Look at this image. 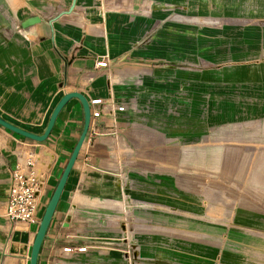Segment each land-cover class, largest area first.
I'll list each match as a JSON object with an SVG mask.
<instances>
[{
	"label": "rangeland",
	"instance_id": "obj_1",
	"mask_svg": "<svg viewBox=\"0 0 264 264\" xmlns=\"http://www.w3.org/2000/svg\"><path fill=\"white\" fill-rule=\"evenodd\" d=\"M125 3L129 8L111 9L108 15L111 23H119L123 12L134 17H146L143 12H147V16H155L157 20L149 17L136 20L138 27L142 24L139 39L145 45L143 64L125 69L115 59L104 74L106 89L127 100V110L121 119L124 124L104 135L105 141L99 144L101 152L92 148L93 142L81 143L84 152L72 166V173L82 172L86 176L98 173L96 183L103 184L105 177L106 185L124 191L128 199L152 205L149 208L130 205L127 212L99 214L97 222L106 230V244L90 240V249L105 251L106 264H264V173L258 171L264 164L255 163V157L264 155V120L257 125L245 121L241 126L215 123L211 117L212 101L208 100L204 108L203 100L194 97L197 94L180 92V87L166 88L165 68L168 63L182 59L196 63L197 68L179 70L197 73L199 57L207 70H215L225 59H247L249 17L264 15V3L254 0H126ZM113 35H118V31H113ZM146 68L151 71V79L155 68L164 73L160 74L163 81L153 78L154 88L139 85L138 72ZM124 71L130 74L124 76ZM114 73L116 78L109 81L108 77ZM184 95L192 97L187 100ZM132 120L151 130L152 137L161 141L137 147L126 133ZM120 140L130 149L124 148ZM0 145L19 151L1 131ZM233 147H239L244 155L222 161L223 156L231 155ZM121 171L125 172V180L119 176ZM55 182L49 179L46 193ZM252 183L257 187L252 188ZM22 251L27 253V247ZM9 262L19 264L16 258ZM6 263L2 254L0 264Z\"/></svg>",
	"mask_w": 264,
	"mask_h": 264
},
{
	"label": "crops",
	"instance_id": "obj_2",
	"mask_svg": "<svg viewBox=\"0 0 264 264\" xmlns=\"http://www.w3.org/2000/svg\"><path fill=\"white\" fill-rule=\"evenodd\" d=\"M125 1L75 0L72 9L64 12L71 0H0V115L25 129L41 132L49 111L64 91L77 90L89 96L111 94L117 100L120 99L106 89L104 75L106 70L95 73L91 79H86L85 72L91 68L94 58L97 57L107 59L109 65L111 61L117 59L125 69L133 64H143L145 45L139 39L142 35V24L138 27L136 20L149 17L152 21H156L157 18L152 15L147 16V12H143L146 17L142 15L134 17L123 12L120 14L119 23H111L112 18L108 19L111 9L129 8ZM254 3H264V0H254ZM32 15H37L39 20L22 26V20ZM249 18L251 19L247 25V51L250 54L247 59L239 60V57H235V60L225 59L215 66V70H207V67H202L204 63L201 61L202 57H199L200 68L197 73L191 70H179V68H197L196 63L182 59L168 63L166 65L168 67H165L168 80L166 88L176 90L180 87V92L197 94L194 97L199 101L203 100L204 108L208 100L212 101L211 105L213 104L214 108L211 109V117L215 123H221L220 125L230 123L241 126L240 124L245 121L257 125L264 120V15L257 13ZM107 21L109 24L106 25ZM115 30L118 31V35H113ZM159 65L157 68H160ZM157 68L153 72L152 79L149 68L139 70L137 75L139 85L149 89L155 86L153 80L163 81L164 77H160L163 71L160 73ZM123 74L125 76L130 73L124 71ZM110 78H116V74L110 75L109 81ZM184 96L187 100L192 97V95ZM199 111L201 112V108ZM124 115L125 113L120 115L117 122L122 123L121 119ZM199 116L203 115L199 113ZM81 121L80 103L77 98L72 97L60 108L50 132L44 139L50 147L47 152L42 151L40 162L52 160L51 158L56 156L49 177L54 179V182L75 142ZM139 126L142 127L138 121L132 120L131 126L126 130L131 142L137 147L161 141L152 137L151 130ZM262 128L264 131V126ZM17 137L24 138L21 135ZM8 139L18 147L12 138L8 137ZM120 141L124 148L130 149L124 140ZM92 148L97 152L102 151L99 144H93ZM238 148L233 147L231 155L223 156L222 161L227 159L230 161L238 154L244 155ZM82 151L84 152V149L80 147L75 161L81 160ZM213 154V157L216 156L215 151ZM14 158L12 150L0 145V199L4 195L8 170ZM255 158H257L256 164H264V155ZM258 168H260L259 172L264 173V166ZM99 178L98 173L90 176L82 172L79 175L72 173L71 167L42 237L37 264H46L49 244L61 243L62 237L70 236L88 242L92 240L94 243L106 244V230H102L104 226L97 222L99 214L114 215L116 211L127 212V207L130 205L140 208L151 207L152 204L143 200L128 199L127 194L116 190V187L115 190L112 189L111 186L106 185L105 177L102 178L104 181H101L103 184L96 183ZM251 187L257 186L252 183ZM52 188H49L48 193L46 188L37 210V221ZM36 224L25 231L14 230L4 245L3 233L0 231V244L4 246L3 252L0 251V257L3 254V261L7 260L6 264H10L9 260L13 258L18 259L19 264H27L28 258L25 256L28 257ZM86 228L98 231L83 230ZM18 237H21V241L27 245L28 252L6 255V246ZM68 262V264H106V252L102 250L93 252L88 244L85 253L71 255Z\"/></svg>",
	"mask_w": 264,
	"mask_h": 264
},
{
	"label": "built area",
	"instance_id": "obj_3",
	"mask_svg": "<svg viewBox=\"0 0 264 264\" xmlns=\"http://www.w3.org/2000/svg\"><path fill=\"white\" fill-rule=\"evenodd\" d=\"M108 68L107 59L94 58L91 68L85 72L86 78H92L95 73ZM85 97L88 103L89 121L82 143L100 144L105 141L103 137H106L104 136L106 133H113L115 127L124 124L117 121L127 109V100H117L111 94L85 95ZM0 131L12 138L19 148L16 152L12 150L15 160L8 170L6 189L0 199V231L3 233L2 244L4 245L14 230L25 231L37 223V210L45 194L56 156L53 154L52 160L40 162L42 151L47 152L50 147L44 140L18 138V134L10 132L1 125ZM123 174L125 172H119L120 178L125 180ZM2 244H0L1 252L4 250ZM87 250L88 241L70 236L62 237L61 243L49 244L46 264H68V258L71 255L85 253ZM25 258L28 257L25 256Z\"/></svg>",
	"mask_w": 264,
	"mask_h": 264
},
{
	"label": "water",
	"instance_id": "obj_4",
	"mask_svg": "<svg viewBox=\"0 0 264 264\" xmlns=\"http://www.w3.org/2000/svg\"><path fill=\"white\" fill-rule=\"evenodd\" d=\"M75 0H71L69 6L67 9L64 10V12H69L73 5H74ZM39 17L37 15H32L29 17H26L25 19L22 20L21 25L26 26L30 23H33L34 21H38ZM75 97L78 99L80 106H81V111H82V121H81V126L80 130L78 132V135L75 139V142L73 143L66 159L65 162L61 168V171L56 179V182L50 191V194L43 206L42 212L39 216V219L37 221L34 234L30 243L29 247V253H28V261L27 264H37V257H38V250L41 244L42 237L45 233V230L47 228V225L49 223V220L51 218V215L53 213L54 207L56 205V202L60 196V193L63 189L66 177L73 166V163L76 159V155L79 151V148L81 146V143L83 141L84 135L87 130L88 126V121H89V109H88V103L86 100V97L83 93L77 90H69V91H64L56 100L54 103L53 107L49 111L48 117L46 119V122L44 124V127L41 132H34L28 129H25L12 121L4 118L3 116L0 115V125L18 135H21L23 137L35 140V141H43L48 133L51 130V127L53 125L54 119L60 110V108L64 105V103L72 98Z\"/></svg>",
	"mask_w": 264,
	"mask_h": 264
},
{
	"label": "bare ground",
	"instance_id": "obj_5",
	"mask_svg": "<svg viewBox=\"0 0 264 264\" xmlns=\"http://www.w3.org/2000/svg\"><path fill=\"white\" fill-rule=\"evenodd\" d=\"M87 79V78H86ZM91 79V78H90ZM87 82V81H86ZM25 247H27V245H25L22 241H21V237H18L17 239L11 240L8 245L6 246V255L11 254V255H16L17 253L21 252V249H25ZM23 252V251H22ZM25 252V251H24Z\"/></svg>",
	"mask_w": 264,
	"mask_h": 264
},
{
	"label": "trees",
	"instance_id": "obj_6",
	"mask_svg": "<svg viewBox=\"0 0 264 264\" xmlns=\"http://www.w3.org/2000/svg\"><path fill=\"white\" fill-rule=\"evenodd\" d=\"M80 130V129H79Z\"/></svg>",
	"mask_w": 264,
	"mask_h": 264
}]
</instances>
